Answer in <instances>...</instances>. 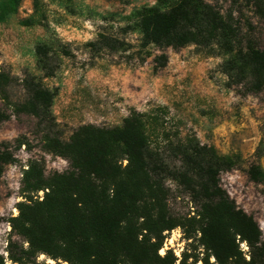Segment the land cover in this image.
Listing matches in <instances>:
<instances>
[{"label": "trees", "instance_id": "trees-1", "mask_svg": "<svg viewBox=\"0 0 264 264\" xmlns=\"http://www.w3.org/2000/svg\"><path fill=\"white\" fill-rule=\"evenodd\" d=\"M17 7V0L0 2V21ZM137 26L143 47L177 51L193 45L217 51L224 56L219 69L226 88L264 94V0H230L225 14L205 0H173L165 7L140 9ZM34 52L42 77H53L57 66L50 47L37 45ZM60 53L69 56L66 49ZM167 61L165 53L155 57L154 71ZM15 83L0 72L2 100L8 101L7 90ZM20 86L24 99L9 107L17 116L37 120L44 152L67 161L69 170L46 175L42 160L27 162L23 201L7 221L11 238L0 264H264L257 222L220 185V174L235 169L238 156L219 155L193 140L161 151L152 146L146 126L150 120L156 127L158 118L135 111L119 127L83 125L62 140L51 111L55 92L32 75L24 76ZM24 144L17 141L16 148ZM15 162L10 144L0 143V177ZM247 177L264 183L258 165L249 166ZM167 180L189 196L192 216L180 219L169 212ZM176 228L184 248L179 256L171 248L160 255ZM41 255L45 260H37Z\"/></svg>", "mask_w": 264, "mask_h": 264}, {"label": "rangeland", "instance_id": "rangeland-1", "mask_svg": "<svg viewBox=\"0 0 264 264\" xmlns=\"http://www.w3.org/2000/svg\"><path fill=\"white\" fill-rule=\"evenodd\" d=\"M172 1L17 0L16 13L0 21V72L16 80L7 90L8 101L0 97V143H9L16 159L0 177V254L5 259L11 238L7 221L17 215L16 204L23 201L20 189L27 162L42 160L46 175L69 170L67 161L44 152L37 120L17 116L9 107L24 99L20 81L26 75L55 92L51 111L62 140L83 125L119 127L135 111L158 118L159 125L146 120V126L152 146L161 151L168 144L193 140L219 155L238 156L237 167L220 174V185L254 218L264 238V183H252L247 177L252 164L264 171V94L245 95L241 88H226L219 69L224 56L215 50L190 45L161 51L142 46L137 12ZM205 1L221 14L230 8V0ZM37 45L49 46L55 58L51 78H43L37 69ZM260 46L264 48V36ZM61 48L69 56H63ZM161 53L167 55V64L154 71L153 59ZM20 140L25 144L16 148ZM165 187L170 190L169 212L180 219L192 216L189 196L171 181H165ZM184 246L181 230L176 228L159 254L171 248L179 256ZM239 246L247 252L245 244ZM5 264L11 263L6 260Z\"/></svg>", "mask_w": 264, "mask_h": 264}, {"label": "built area", "instance_id": "built-area-1", "mask_svg": "<svg viewBox=\"0 0 264 264\" xmlns=\"http://www.w3.org/2000/svg\"><path fill=\"white\" fill-rule=\"evenodd\" d=\"M241 245H242V247H245L244 244H241ZM4 254H5V253H4ZM0 255H1V254H0Z\"/></svg>", "mask_w": 264, "mask_h": 264}]
</instances>
